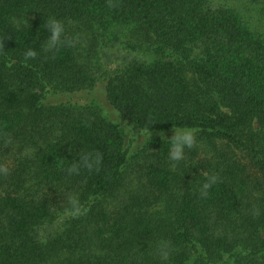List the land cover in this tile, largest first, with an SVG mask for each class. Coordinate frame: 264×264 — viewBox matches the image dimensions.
Returning a JSON list of instances; mask_svg holds the SVG:
<instances>
[{"label": "trees", "instance_id": "16d2710c", "mask_svg": "<svg viewBox=\"0 0 264 264\" xmlns=\"http://www.w3.org/2000/svg\"><path fill=\"white\" fill-rule=\"evenodd\" d=\"M253 2L0 0V264H264Z\"/></svg>", "mask_w": 264, "mask_h": 264}, {"label": "clouds", "instance_id": "9594fccd", "mask_svg": "<svg viewBox=\"0 0 264 264\" xmlns=\"http://www.w3.org/2000/svg\"><path fill=\"white\" fill-rule=\"evenodd\" d=\"M46 28L50 32V36H48L46 42V49L49 51L57 49L62 44V37L65 33L64 22L51 18L46 22ZM36 55L35 50L29 49L25 53V58L33 59ZM200 131L198 127H177L174 128L172 137L170 139L166 138L170 143L168 158L172 162L173 167L184 161L186 150H190L196 146ZM218 179L216 175L207 177L206 182L200 188L201 195L206 197L209 189L218 182Z\"/></svg>", "mask_w": 264, "mask_h": 264}, {"label": "rangeland", "instance_id": "374dc122", "mask_svg": "<svg viewBox=\"0 0 264 264\" xmlns=\"http://www.w3.org/2000/svg\"><path fill=\"white\" fill-rule=\"evenodd\" d=\"M217 1L229 5L230 7L239 8L242 11H245L247 14H250V10H253L254 7L256 8V5L253 2V0H217ZM173 134L174 133H172V135Z\"/></svg>", "mask_w": 264, "mask_h": 264}]
</instances>
